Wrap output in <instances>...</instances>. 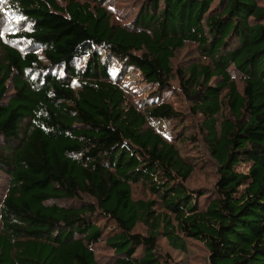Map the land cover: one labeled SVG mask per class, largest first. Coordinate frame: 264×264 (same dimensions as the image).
I'll return each instance as SVG.
<instances>
[{
  "label": "trees",
  "instance_id": "16d2710c",
  "mask_svg": "<svg viewBox=\"0 0 264 264\" xmlns=\"http://www.w3.org/2000/svg\"><path fill=\"white\" fill-rule=\"evenodd\" d=\"M114 1L0 0V18L31 23L10 40L41 50L0 39V264H99L100 241L112 264H162L161 240L165 264H264V0H136L128 24ZM114 61L156 87L149 99L176 84L186 109L137 104ZM197 138L209 187H191L178 145Z\"/></svg>",
  "mask_w": 264,
  "mask_h": 264
},
{
  "label": "rangeland",
  "instance_id": "374dc122",
  "mask_svg": "<svg viewBox=\"0 0 264 264\" xmlns=\"http://www.w3.org/2000/svg\"><path fill=\"white\" fill-rule=\"evenodd\" d=\"M135 1L136 0H115L114 2H112L109 9L114 15L113 19L120 24H128L129 22L133 21L136 15ZM60 3H62V0H60ZM7 17V15H2L0 18V39L2 40V42L9 43L10 45L14 46L16 49L21 51L23 54L29 52H38L39 54H41V50L38 47L33 46V44L29 41L24 39L10 40L9 35H7L13 32L19 33L28 31L31 28V23L25 20L24 18L9 19ZM185 54H190V49H186L183 55ZM83 61L84 60L82 59L78 60V67L83 64ZM60 74H62L61 71ZM112 78L115 82L125 87V89L130 93L131 99L133 101L135 100L137 104L140 102V100H151L155 103H160L164 101L171 103L176 109L180 111L186 109V103L182 99L181 94L177 91L176 84L174 85V89L172 91L164 94L162 97L154 96L149 99L150 94L156 90V87L145 83L142 75L136 69L129 67L124 68L120 63L114 61L112 65ZM11 89L12 85L10 86V91ZM187 122V124H194L191 118H189ZM159 126L161 130H166L169 127V124L168 122H166L160 124ZM186 132H188L187 136H191V130H187ZM0 143H2L1 138ZM178 145L182 154L187 159H190L191 161L196 163V173L194 176V180L192 179L190 182V184H192L191 187H209L211 182L213 181V174L207 159V151L202 139L197 138L196 141L190 140L186 141L185 143H183V141H179ZM241 170L247 171L246 168H242ZM7 189L8 176L0 168V207L2 200L7 192ZM200 189L204 190L203 188ZM134 198L149 199L153 197L150 196V194L147 193L142 187L136 186L134 188ZM68 203L71 205H78L80 207L83 205V202ZM99 225H101L106 230L103 235L106 238L108 236V233H111V228H113V222H106L105 220H100ZM136 231L146 232V229L142 225H140ZM160 247L162 248H160V261L162 262V264H165L167 260L166 254L169 252V249L164 240L160 241ZM92 248L95 251L99 264H112L114 262V251L111 248L107 247L104 241H100L99 243L92 246ZM142 250V248L138 249L135 255L137 258H140L142 256ZM195 250L196 251L192 252L197 257L201 253V251H199L197 248ZM171 254L172 264H202V261L199 260L200 258L191 261L188 257L183 256L182 253L172 252ZM203 261H206L207 263L206 259Z\"/></svg>",
  "mask_w": 264,
  "mask_h": 264
}]
</instances>
